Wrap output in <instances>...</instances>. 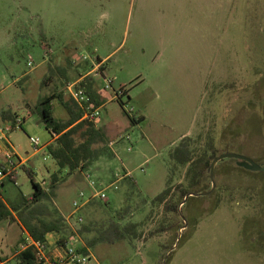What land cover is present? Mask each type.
I'll return each instance as SVG.
<instances>
[{"label":"rangeland","instance_id":"1","mask_svg":"<svg viewBox=\"0 0 264 264\" xmlns=\"http://www.w3.org/2000/svg\"><path fill=\"white\" fill-rule=\"evenodd\" d=\"M97 57H109L105 75L85 81L95 80L105 97L97 122L112 154L59 173L49 205L65 226L50 241L75 228L87 245L95 233L84 226L129 203L123 223H137L140 235L90 248L101 264H264V175L254 166L264 168V0H0V114H16L6 135L38 182L49 184L56 165L46 147L51 131L31 109L60 90L73 101L68 85ZM120 88L127 105L114 97ZM53 104L56 117L68 118L64 105ZM129 109L144 119L130 125ZM6 125L13 123L0 117ZM30 136L39 137L38 151ZM185 136L192 159L175 167L170 151ZM242 160L253 167L241 168ZM13 178L0 188L9 204L34 189L24 170ZM166 186L167 199L153 202ZM81 191L106 198H93L78 211L84 221L70 225ZM23 230L17 213L0 221L8 264Z\"/></svg>","mask_w":264,"mask_h":264},{"label":"trees","instance_id":"2","mask_svg":"<svg viewBox=\"0 0 264 264\" xmlns=\"http://www.w3.org/2000/svg\"><path fill=\"white\" fill-rule=\"evenodd\" d=\"M98 62H102L100 57H97ZM104 70L103 68H101ZM50 76H47L49 79ZM46 83V78L43 84ZM88 94L92 98L95 106H101L105 100L99 94L96 82L93 79H88L84 82ZM57 99L64 105L68 111V118L61 119L54 115L53 100ZM124 105L125 103L121 101ZM32 112H37L41 121L46 128L55 133V137L47 144V150L55 161L56 169L52 173L48 189L43 187L35 178L34 170L29 165H23L24 170L31 179L34 187L32 193L28 197L15 204L8 205L3 199L0 191V221L4 219L14 218L13 212L17 213L23 227L36 239L46 241L48 234L52 232H61L65 226L64 218L59 213L58 209H51L49 202L56 198L58 185L60 182L59 173L63 170H69V173L77 169L85 170L87 167L101 155H111L112 151L107 142V135L103 128L98 126L96 122L82 120V110L72 100H66L62 90L50 94H44L39 97L37 105L31 109ZM128 116L130 125H135L144 119V116H136L125 110ZM0 117L5 121H11L15 127L18 118L10 109L2 111ZM191 138L185 136L181 142L170 151V158L175 163L185 165L192 159L190 149ZM210 164L209 159H204V167ZM202 166H199L198 174L202 173ZM264 175V172H259ZM133 183V182H132ZM135 187V184H132ZM171 187L166 186L165 189L152 199L153 202H164ZM182 196L185 197L187 192L182 191ZM129 200V198L127 199ZM130 204L127 203L121 209L117 210L112 218L99 225L89 224L84 226L82 232H94L95 234L88 238L87 246L93 248L99 243H115L122 240H130L138 237L139 230L137 223L125 222L124 219L130 211ZM174 209V208H173ZM61 240L65 236L60 237ZM85 250V249H84ZM14 264H39L32 248H27L18 251Z\"/></svg>","mask_w":264,"mask_h":264},{"label":"built area","instance_id":"3","mask_svg":"<svg viewBox=\"0 0 264 264\" xmlns=\"http://www.w3.org/2000/svg\"><path fill=\"white\" fill-rule=\"evenodd\" d=\"M29 64H33V61L30 60ZM103 64V60L102 62H98V64L93 67L92 71L85 73L79 80H76L68 85L71 98L83 112L81 118L82 120L97 123L98 119L102 115V106H95L93 104L92 98L88 94L84 82L85 78L89 75H92V78L93 74L104 76L105 71L101 69ZM112 82L113 81L111 79H106L105 88L111 89ZM124 96H126V90L124 88H120V90L115 93L114 97L124 102L122 99ZM124 103V105H127L126 102ZM128 112L132 114L133 110L129 109ZM13 128V125H6L4 127L0 126V188L4 186L6 179L13 178L14 173L25 163H23L22 158L16 157L17 153L7 138V131L12 130ZM52 135L54 136L55 133H52ZM126 138L129 139V136H126ZM30 143L35 151L40 149L39 137L30 136ZM39 183L46 188L48 181L44 179ZM94 184L95 182L91 181V185L94 186ZM97 197L105 199L106 195L102 191H97L93 193L92 196L86 197V194L83 191L80 192L81 201H74V210L68 217L70 225H72L70 222L71 219H73L76 224H80L84 221V218L78 214V211L88 204L93 198ZM73 230L74 232L72 231L69 236H65L63 240L59 238L54 242H51L49 238H47L46 241L36 240L28 231H26L24 232V236L21 241L18 243V251L32 248L39 264H101L92 254L91 249L79 239V233L77 230L75 228ZM0 264L8 263L7 261L0 259Z\"/></svg>","mask_w":264,"mask_h":264},{"label":"crops","instance_id":"4","mask_svg":"<svg viewBox=\"0 0 264 264\" xmlns=\"http://www.w3.org/2000/svg\"><path fill=\"white\" fill-rule=\"evenodd\" d=\"M108 58H109V57H106V58L102 59L103 62L106 63V61L108 60ZM99 94H100L101 97L105 100V97H104L103 93H102V92H99ZM104 105H105V102H104V104L101 105V106L103 107ZM97 125L100 126V125L98 124V122H97ZM100 127H101V126H100ZM51 134H52V133H51ZM183 136H184V135H183ZM54 137H55V135H54V136L52 135V138H51L50 141H52ZM50 141H49V142H50ZM49 142H48V143H49ZM48 143H47V144H48ZM47 144H46V147H47ZM16 153H17V152H16ZM20 158L23 159V163L25 162L23 165H25L26 162L28 161L27 158H24V157H21V156H20ZM21 168H22V166L19 167L18 170L21 169ZM55 169H56V168H55ZM55 169H52V173L55 171ZM9 180H10V181H13V182L16 181V179H14V178H10ZM6 184H7V180L5 181L3 187H5ZM5 202H6L8 205H10V204L8 203V201L5 200ZM15 203H18V200H17V199H16ZM15 203H13V204H15ZM13 215H14V217H16V213H15V212H13ZM23 229H24V230H23L24 232L27 231L24 227H23ZM53 233H54V232L48 234V238H49V239L53 237V235H54ZM50 240H51V239H50ZM11 253H12V252H10V253H3L2 255H0V259H3L4 256L10 255ZM17 253H18V250L16 249V251H15L14 254H13V256H16ZM11 256H12V255H11ZM13 256H12V257H13ZM9 259H10V258H9ZM9 259H3V260L8 261Z\"/></svg>","mask_w":264,"mask_h":264},{"label":"water","instance_id":"5","mask_svg":"<svg viewBox=\"0 0 264 264\" xmlns=\"http://www.w3.org/2000/svg\"><path fill=\"white\" fill-rule=\"evenodd\" d=\"M222 158H223V157H219V158H217L216 161H215V163L218 162V161H219L220 159H222ZM241 164H242L243 166H245V167H248V168H249V167H250V168L253 167V165H251V164H249V163H247V162H244V163L242 162ZM254 166H255L257 169H258V168H259V169H264L263 167H261L260 165H258V164L255 163V162H254Z\"/></svg>","mask_w":264,"mask_h":264},{"label":"flooded vegetation","instance_id":"6","mask_svg":"<svg viewBox=\"0 0 264 264\" xmlns=\"http://www.w3.org/2000/svg\"><path fill=\"white\" fill-rule=\"evenodd\" d=\"M231 155V154H230ZM243 161V160H242ZM255 161V160H254ZM257 164H259L261 161H255ZM242 162H240V167L241 168H243V169H245V170H248L249 168L248 167H245V166H243L242 164H241ZM243 163H244V161H243ZM259 172H264V169H261Z\"/></svg>","mask_w":264,"mask_h":264}]
</instances>
